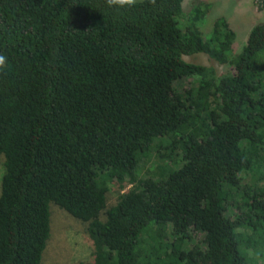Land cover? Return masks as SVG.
I'll list each match as a JSON object with an SVG mask.
<instances>
[{"label": "trees", "instance_id": "trees-1", "mask_svg": "<svg viewBox=\"0 0 264 264\" xmlns=\"http://www.w3.org/2000/svg\"><path fill=\"white\" fill-rule=\"evenodd\" d=\"M183 1L0 0V264H39L50 202L78 264H264V22L232 53Z\"/></svg>", "mask_w": 264, "mask_h": 264}, {"label": "rangeland", "instance_id": "rangeland-1", "mask_svg": "<svg viewBox=\"0 0 264 264\" xmlns=\"http://www.w3.org/2000/svg\"><path fill=\"white\" fill-rule=\"evenodd\" d=\"M194 1V0H193ZM209 9L200 26L202 35L210 28L217 16L226 18L234 31L232 53L240 50L249 29L258 23L264 22V0H205ZM192 0H184L183 9L188 8ZM183 59L191 63L210 65L217 73L225 72L223 65L209 60L204 54L197 53L184 56ZM2 167H0V177ZM114 186L111 184L107 192V202L112 204L116 200ZM50 202L48 204L50 234L42 253L39 264H78L89 261L92 244L84 227L73 220L62 209Z\"/></svg>", "mask_w": 264, "mask_h": 264}, {"label": "clouds", "instance_id": "clouds-1", "mask_svg": "<svg viewBox=\"0 0 264 264\" xmlns=\"http://www.w3.org/2000/svg\"><path fill=\"white\" fill-rule=\"evenodd\" d=\"M154 3V0H150ZM105 5L109 9H113L118 13L126 12L133 9L137 5V0H105ZM7 57L0 54V69L6 66Z\"/></svg>", "mask_w": 264, "mask_h": 264}]
</instances>
